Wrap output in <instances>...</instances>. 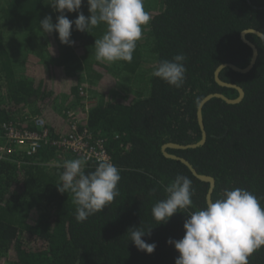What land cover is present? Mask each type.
<instances>
[{
  "label": "trees",
  "instance_id": "1",
  "mask_svg": "<svg viewBox=\"0 0 264 264\" xmlns=\"http://www.w3.org/2000/svg\"><path fill=\"white\" fill-rule=\"evenodd\" d=\"M52 2L0 0V146L8 145L5 125L34 130L32 119L39 116L59 138L70 133L69 111H87L85 127L93 140L104 141L120 170V194L103 211L78 222L72 194L57 189L64 161L78 157L46 145L32 156L16 151L0 160V264H175L179 254L167 241L183 238L187 214L206 207L210 184L167 158L162 148L202 139L197 112L208 94L239 96L215 81V71L225 63L249 65L252 49L241 34L264 33V0H144L151 19L133 60L112 65L95 59L103 24L89 33L73 26V46L61 44L55 32L43 33L40 21L50 15L55 24L60 14ZM81 11L89 15L87 0ZM64 14L70 20L77 16ZM247 39L259 49L251 72L226 68L220 74L244 89L243 101L214 98L203 109L206 143L167 151L216 179L213 201L225 189L239 187L264 207V41L254 34ZM181 53L186 56L182 87L152 76L161 60ZM97 165L86 162L85 173ZM177 175L191 181L192 206L158 225L152 207L166 199L165 189ZM140 226L153 228L142 238L156 244L150 255L127 235ZM249 264H264V247Z\"/></svg>",
  "mask_w": 264,
  "mask_h": 264
},
{
  "label": "clouds",
  "instance_id": "2",
  "mask_svg": "<svg viewBox=\"0 0 264 264\" xmlns=\"http://www.w3.org/2000/svg\"><path fill=\"white\" fill-rule=\"evenodd\" d=\"M84 0H53L50 4L60 13L54 24L52 17L40 21L44 34H58L61 44L73 46L71 39L75 30L89 33L101 24L106 26L102 38L95 39V59L112 65L117 62L131 63L143 30L150 22L144 0H87L89 15L81 11ZM76 13L70 20L64 13ZM186 56L181 53L171 60H161L152 72L169 86L180 88L186 79ZM86 161L82 158L66 160L60 174L62 194L71 193L76 205L75 218L86 221L103 211L119 196L120 170L108 160H100L93 172L85 173ZM166 199L152 207V216L158 225H166L178 213H185L192 206L191 181L177 175L166 189ZM182 239H169L179 254L175 264H249V257L264 247V207L260 200L243 188L225 189L206 207L187 214ZM153 228L128 229L131 243L146 254H152L155 243L143 237L150 236Z\"/></svg>",
  "mask_w": 264,
  "mask_h": 264
},
{
  "label": "built area",
  "instance_id": "3",
  "mask_svg": "<svg viewBox=\"0 0 264 264\" xmlns=\"http://www.w3.org/2000/svg\"><path fill=\"white\" fill-rule=\"evenodd\" d=\"M87 92L82 90L81 94ZM88 119L87 111L73 109L68 112L70 133L67 136L54 138L51 129L45 120L39 116L33 117L34 130L23 128L20 124L5 125V139L8 145L0 146V160L13 155L16 151H24L26 155L36 154L42 147L49 145L62 152H68L87 163H97L104 159L111 163L109 154L103 140H93V135L85 127ZM62 157V154L59 155Z\"/></svg>",
  "mask_w": 264,
  "mask_h": 264
},
{
  "label": "water",
  "instance_id": "4",
  "mask_svg": "<svg viewBox=\"0 0 264 264\" xmlns=\"http://www.w3.org/2000/svg\"><path fill=\"white\" fill-rule=\"evenodd\" d=\"M249 34L257 35L259 38H261L264 41V33H262L261 31L255 30V29H248V30L243 31L241 34V37H242V40L244 41V43H246L252 49V58H251L249 65L245 68H240L233 63H225V64L220 65L215 71V81L222 87L236 89L239 92V96L235 99H231V98H229V97H227L224 94L219 93V92L208 94L199 103L198 112H197L198 122H199V125L201 128V131H202V139L198 143L188 144V145H181V144H176V143H167L162 148V151L167 158L182 162L184 165H186L191 170V172L193 173V175L195 177H197L199 180H201L203 182H207L210 184V188H209L208 195H207V202L213 201L212 195H213L214 189L216 187V179L212 176H209V175L199 174L198 171L193 167V165L190 161H188L187 159H185L183 157H179L176 155L169 154L167 150L168 149H176V150L195 149V148L203 146L206 143L207 132L205 130V124H204V119H203V109L206 106V104H208L214 98L222 99L225 102H227L228 104H239L243 101V99L245 97L244 89L237 84L228 83V82L223 81L220 77V74L226 68H231L234 71L242 73V74H247V73L251 72V70L254 68V66L257 63L258 57H259V49L256 46V44H254L252 41L247 39V35H249Z\"/></svg>",
  "mask_w": 264,
  "mask_h": 264
},
{
  "label": "rangeland",
  "instance_id": "5",
  "mask_svg": "<svg viewBox=\"0 0 264 264\" xmlns=\"http://www.w3.org/2000/svg\"><path fill=\"white\" fill-rule=\"evenodd\" d=\"M120 90H123V89H120Z\"/></svg>",
  "mask_w": 264,
  "mask_h": 264
}]
</instances>
